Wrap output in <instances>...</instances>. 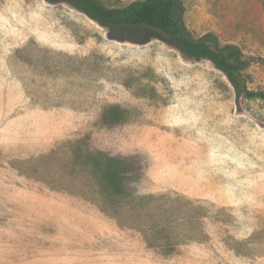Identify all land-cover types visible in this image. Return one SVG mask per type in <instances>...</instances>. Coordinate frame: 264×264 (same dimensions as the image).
<instances>
[{
    "label": "rangeland",
    "instance_id": "1",
    "mask_svg": "<svg viewBox=\"0 0 264 264\" xmlns=\"http://www.w3.org/2000/svg\"><path fill=\"white\" fill-rule=\"evenodd\" d=\"M181 2L264 91V0ZM97 151L131 163L123 194ZM0 264H264V100L158 30L0 0Z\"/></svg>",
    "mask_w": 264,
    "mask_h": 264
},
{
    "label": "trees",
    "instance_id": "2",
    "mask_svg": "<svg viewBox=\"0 0 264 264\" xmlns=\"http://www.w3.org/2000/svg\"><path fill=\"white\" fill-rule=\"evenodd\" d=\"M69 1L101 25L144 27L162 32L169 43L185 56L210 60L232 83L239 85L246 97L264 100V91L251 90L247 86L244 69L250 61L239 48L221 50L192 38L184 30L179 17L183 10L181 0H134L118 7H108L100 0ZM108 115L114 122L122 118V112L117 107L109 109ZM88 155L94 161V171L99 174L105 186L114 189L119 195L123 194L124 180L132 169L129 160L101 151Z\"/></svg>",
    "mask_w": 264,
    "mask_h": 264
}]
</instances>
